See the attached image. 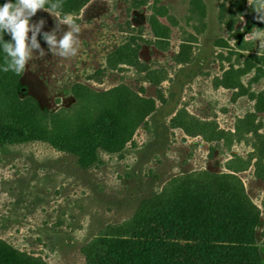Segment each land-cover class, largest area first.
<instances>
[{
    "label": "rangeland",
    "instance_id": "obj_1",
    "mask_svg": "<svg viewBox=\"0 0 264 264\" xmlns=\"http://www.w3.org/2000/svg\"><path fill=\"white\" fill-rule=\"evenodd\" d=\"M83 1L64 12L81 26L75 56H52L38 36L43 58L34 50L24 73L0 71V126L28 140L0 147V242L30 264H86L94 240L200 187L237 199L264 264V182L251 147L254 133L264 139L251 97L264 92V72L256 82L255 69L244 72L247 57L264 58V42L244 39L264 30L254 11L264 0H198L194 14L191 0ZM151 17L167 39L153 37ZM38 18L44 31L55 22ZM95 111L109 125L121 113L110 143L83 131L66 142V126H86ZM248 114L253 124H240Z\"/></svg>",
    "mask_w": 264,
    "mask_h": 264
},
{
    "label": "trees",
    "instance_id": "obj_2",
    "mask_svg": "<svg viewBox=\"0 0 264 264\" xmlns=\"http://www.w3.org/2000/svg\"><path fill=\"white\" fill-rule=\"evenodd\" d=\"M196 1L198 0L190 2L189 12L192 14L194 10L198 11ZM2 2L3 0H0V3ZM75 2L79 0H62V8L59 12H68L72 5H76ZM84 3L85 0L82 4ZM145 3L144 0L140 5H145ZM149 25L155 39L168 38L169 29L160 25L154 17L149 19ZM243 36L240 33L238 38L240 48L244 45ZM127 50L124 47L117 51L118 54L126 51L128 56ZM130 58L132 59L131 54L125 59L128 62ZM262 63H264V58L251 55L244 60L245 73L255 69L251 82H256L263 76L262 66L264 64ZM238 85L242 91V85L240 83ZM251 97L256 99V112L264 114V92L251 94ZM98 113L97 111L90 113L95 120L86 126L80 124L72 129L66 126L64 127L66 133H60V135L66 137V142H68L75 140L72 137L74 132L78 135L83 131V134L99 136L102 139L101 144L110 143V132L119 133L122 128L121 113L113 111L110 125L103 122L109 116L107 117L104 112L97 116ZM253 120L254 115L248 114L240 124L249 126L253 124ZM15 128L12 126L10 129H5L0 126V147L10 143L11 140L14 142L28 141L25 132L17 133L16 136L11 134L10 132L16 130ZM22 128L33 129V125L26 122ZM252 129L255 131V127ZM27 132V135L31 133L29 130ZM49 134L57 136L56 133L49 132ZM257 134V132L253 134L257 137V141L251 146L254 152L252 156L255 158L256 173L264 182V139ZM223 192L222 190H211L208 193V190L199 187L191 192L184 191L180 197L174 201H168L165 205L143 210L139 219L137 217L128 225L115 227L114 237L96 239L85 247L82 253L86 264H259L249 247L248 220L240 211L237 199H232L229 194L225 195L227 192H224L225 194ZM0 264L30 263L0 242Z\"/></svg>",
    "mask_w": 264,
    "mask_h": 264
},
{
    "label": "clouds",
    "instance_id": "obj_3",
    "mask_svg": "<svg viewBox=\"0 0 264 264\" xmlns=\"http://www.w3.org/2000/svg\"><path fill=\"white\" fill-rule=\"evenodd\" d=\"M45 5L46 0H3L0 3V53L4 59L0 71L16 75L24 73L26 64L34 57V50L39 58L45 56L40 41L47 46L52 56L69 58L77 54L80 24L70 13L60 15L62 0H47V7ZM258 8L259 10H254L258 14L255 18L264 24V2L260 3ZM38 10H43L55 18L53 26L48 31L43 30L47 23L44 18L33 20ZM61 26H67L66 30H62ZM262 33L264 30L253 27L244 39L259 41L260 48L264 42L261 40ZM5 36L9 39L5 40Z\"/></svg>",
    "mask_w": 264,
    "mask_h": 264
}]
</instances>
